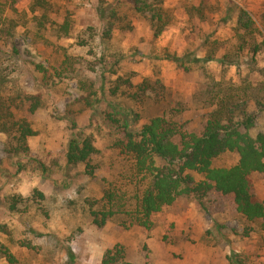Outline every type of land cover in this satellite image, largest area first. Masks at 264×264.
Listing matches in <instances>:
<instances>
[{"label": "rangeland", "instance_id": "1", "mask_svg": "<svg viewBox=\"0 0 264 264\" xmlns=\"http://www.w3.org/2000/svg\"><path fill=\"white\" fill-rule=\"evenodd\" d=\"M49 4L53 23L38 32L29 0H0L2 16L15 23L11 36L0 32V89L11 94L20 88L42 99L30 117L36 135L27 140L28 156H6L0 134V264H102L105 250L116 244L131 264H264V231L212 193L201 201L177 196L151 216L149 228H124V216L97 228L88 213L90 202L101 206L106 191L116 188L125 192L122 200L130 198L128 165L113 147L118 129L106 113H136L134 127L164 116L179 130L201 131L217 100L242 102L243 83L250 100L264 96V77L244 58L226 69L219 61L238 43L241 8L255 25V65L264 68V0H162L157 6L169 23L157 38L149 16L135 12L129 0ZM66 17L69 35L59 37L57 24ZM145 79L158 87L139 95L136 85ZM257 107L249 101L246 110L256 112L255 130L264 131ZM73 134L92 141L93 177L83 165H66ZM254 193L264 200V175L255 176Z\"/></svg>", "mask_w": 264, "mask_h": 264}, {"label": "trees", "instance_id": "2", "mask_svg": "<svg viewBox=\"0 0 264 264\" xmlns=\"http://www.w3.org/2000/svg\"><path fill=\"white\" fill-rule=\"evenodd\" d=\"M129 1L135 12L149 16L152 37H159L169 23L162 6H157L162 0H153L154 3L151 0ZM49 5V0H29L38 32L45 31L46 25L51 23L47 15ZM237 9L238 43L234 49L231 48L230 55L220 57V64L223 69L233 64L239 66L240 59L244 58L242 63L264 77V68L257 67L254 61L259 49L255 42V25L245 10ZM110 11L112 16L116 15L113 9ZM14 28L13 20L2 16L0 5V32L11 36ZM70 28L71 22L66 17L57 24L56 33L62 35L59 37H68ZM206 58L212 59L209 56L203 59L193 57L190 61L199 64ZM38 68L45 71L40 66ZM66 70L61 66V72ZM3 81L5 79L0 75V82ZM247 85L243 83L241 103L230 97L217 100L201 131L179 130L164 116L152 117L141 126L134 127L139 120L138 114L132 118V113L119 114L120 117H115L112 112L106 113V118L118 129L113 147L128 165L125 185L129 187L130 200H122L125 192L120 194L116 188L106 191L99 200L102 202L100 207H93L97 203L95 201L89 204L91 224L101 228L108 219L124 216L129 220L128 225L121 223L124 228L132 224L149 228L153 223L151 216L171 205L177 196H191L201 201L212 193L230 203L240 216L264 231V200L254 193L255 176L264 175V131L255 130L256 112L246 110L250 101L258 106L257 113L264 114V96L250 100L245 94ZM156 87L157 83L153 84L148 79L136 85L139 95L150 89L156 90ZM12 93L0 89V134L5 137L4 154L20 158L29 154L27 140L36 135L30 117L42 107V99L40 94L27 93L20 88ZM94 152L89 138L73 134L64 155L66 165H83L85 174L93 177L91 155ZM35 194L42 197L39 192ZM3 253L10 263L14 262L10 255ZM101 263L131 264L125 260L124 249L117 244L105 250Z\"/></svg>", "mask_w": 264, "mask_h": 264}]
</instances>
